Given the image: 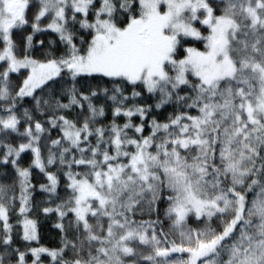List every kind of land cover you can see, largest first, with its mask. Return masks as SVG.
<instances>
[{"label": "snow or ice", "instance_id": "obj_1", "mask_svg": "<svg viewBox=\"0 0 264 264\" xmlns=\"http://www.w3.org/2000/svg\"><path fill=\"white\" fill-rule=\"evenodd\" d=\"M0 264H264V0H0Z\"/></svg>", "mask_w": 264, "mask_h": 264}, {"label": "trees", "instance_id": "obj_2", "mask_svg": "<svg viewBox=\"0 0 264 264\" xmlns=\"http://www.w3.org/2000/svg\"><path fill=\"white\" fill-rule=\"evenodd\" d=\"M109 118H111L110 117V113H109ZM122 122V121H121ZM49 226H50V222H49V224H47V225H44L43 226V228H42V235H43V237H44V239L42 240V242H46V241H48L49 239H50V237H51V233H49V231H48V228H49Z\"/></svg>", "mask_w": 264, "mask_h": 264}]
</instances>
